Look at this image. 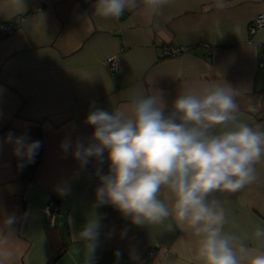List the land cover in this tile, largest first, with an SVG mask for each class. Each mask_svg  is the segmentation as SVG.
Returning a JSON list of instances; mask_svg holds the SVG:
<instances>
[{"label": "crops", "instance_id": "1", "mask_svg": "<svg viewBox=\"0 0 264 264\" xmlns=\"http://www.w3.org/2000/svg\"><path fill=\"white\" fill-rule=\"evenodd\" d=\"M24 2L26 11L14 0H0V22L21 16L19 26L0 37V222L5 214L17 217L11 264H84L83 243L71 235L93 211L101 229L91 264H198L195 238L174 221L137 227L111 205L94 208L95 159L81 167L61 144L87 145L89 112L111 111L133 89H159L171 107L180 90L205 83L240 90V119L264 130V28L249 32L253 18L264 13V0H226L222 9L217 0H172L154 20L128 12L119 20L100 18L94 0ZM163 45L191 48L165 58ZM31 126L41 128L43 151L25 183L3 139ZM100 167L106 174L107 161ZM256 169V183L216 194L228 215L226 231L251 233L264 225V160ZM46 206L59 213L52 224ZM133 249L138 260L130 256Z\"/></svg>", "mask_w": 264, "mask_h": 264}, {"label": "clouds", "instance_id": "2", "mask_svg": "<svg viewBox=\"0 0 264 264\" xmlns=\"http://www.w3.org/2000/svg\"><path fill=\"white\" fill-rule=\"evenodd\" d=\"M14 2L26 11L24 0ZM171 2L94 0L93 12L103 19L119 20L128 12L154 20ZM217 7H227L226 0H217ZM242 96L224 82L205 83L180 90L169 107L161 90L133 89L111 111L89 112L86 123L93 132L87 145L66 139L61 148L71 150L81 167L95 159L99 186L94 208L111 205L137 227L174 221L195 238L198 264H264V225L257 224L251 233L226 231L225 204L216 197L256 183V164L264 160V130L240 119ZM3 143L12 145L21 169L35 162L42 146L12 132ZM105 161L108 171L102 174ZM16 223L15 214H5L0 222V264L14 259ZM166 227L173 230L171 222ZM100 229L101 218L93 211L71 235L73 242L83 243L84 264H91ZM126 236L127 229L121 238ZM130 256L139 259L134 249Z\"/></svg>", "mask_w": 264, "mask_h": 264}, {"label": "built area", "instance_id": "3", "mask_svg": "<svg viewBox=\"0 0 264 264\" xmlns=\"http://www.w3.org/2000/svg\"><path fill=\"white\" fill-rule=\"evenodd\" d=\"M89 1V0H85ZM21 22V16H15L9 21L6 22H0V37L5 36L15 30ZM264 28V13L257 14L251 23L249 24V32L251 34L255 33L258 29ZM191 47L189 45H181V46H173V45H163L162 47V55L165 58H175L178 57L184 53H186ZM109 64L112 68H115V62L111 59L109 60ZM45 211L48 216V222L49 224H52V220L55 215L59 214L55 210L54 212H50V209L48 206H46ZM148 254H151V251L148 252Z\"/></svg>", "mask_w": 264, "mask_h": 264}, {"label": "trees", "instance_id": "4", "mask_svg": "<svg viewBox=\"0 0 264 264\" xmlns=\"http://www.w3.org/2000/svg\"><path fill=\"white\" fill-rule=\"evenodd\" d=\"M23 132H24V135L28 137L29 141H40L42 144V146L40 147L38 151V154L35 156L34 163H28L21 169L19 165L22 163V161L19 159L15 160V168L17 171L18 178L24 181L25 183H28L33 178L37 170V167L39 165V161L41 159V155L43 151L42 132L39 126L28 127Z\"/></svg>", "mask_w": 264, "mask_h": 264}]
</instances>
